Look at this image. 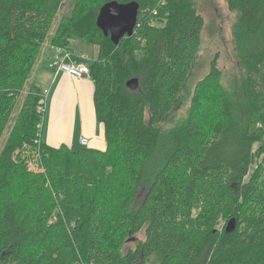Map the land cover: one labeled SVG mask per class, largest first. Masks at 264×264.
<instances>
[{"label": "trees", "instance_id": "1", "mask_svg": "<svg viewBox=\"0 0 264 264\" xmlns=\"http://www.w3.org/2000/svg\"><path fill=\"white\" fill-rule=\"evenodd\" d=\"M65 1L0 0V142L9 130L0 264H264V0H226L239 13L243 82L202 100L221 79L217 55L188 116L169 128L200 51L202 15L187 0H75L48 42ZM111 1L140 4L133 35L118 45L97 25ZM76 40L99 47L88 67L105 150L43 140V93L30 79L46 44L72 50ZM142 231L145 240L126 249Z\"/></svg>", "mask_w": 264, "mask_h": 264}, {"label": "rangeland", "instance_id": "2", "mask_svg": "<svg viewBox=\"0 0 264 264\" xmlns=\"http://www.w3.org/2000/svg\"><path fill=\"white\" fill-rule=\"evenodd\" d=\"M74 4L75 0L65 1L56 20V23L54 24V27L50 32L48 42H52L57 32L58 24L61 22L64 16H69L71 14ZM187 4H192V6L195 7L204 18L205 25L202 32V44L199 54L194 62L191 76L183 93L182 106L181 108L175 110L169 116L167 121L164 122L163 127L165 128H169L183 122V120H185V118L188 116L196 86L200 81H202L209 75L212 62L217 55L219 57L217 66L219 71L221 72V79L218 83L211 84V88L206 92L207 94H201L203 101H205L206 99H210V101L215 100V98L219 96L221 90L230 89L238 84H241L246 75V66L242 63L239 57L237 51V40L235 36V29L239 22V13L230 11L226 0H187ZM80 49L81 48L77 46V44H74V47L72 48V50H74L77 55L79 54ZM73 62H76L77 65H86L84 63L78 64L77 61ZM32 78L33 76L30 79V83L36 84ZM39 84L43 86L42 83ZM42 90L43 99L46 103V101L48 100V96L46 98L47 91H44V87H42ZM202 107L204 108L203 105ZM45 120L46 113L44 109L42 135L45 132ZM47 129L45 134H47ZM8 134L9 130L4 134V137L0 142V153L1 149L4 146V142L8 137ZM253 167L254 165L250 168V171L253 170ZM146 193L147 188H141L138 194V203L143 200ZM194 211V215L195 217H197L198 214L202 211V207H199ZM111 215L112 214H109L108 217H111ZM216 221L217 222L215 229L221 230L225 224L224 218L220 217ZM144 240L145 233L144 231H142L141 233H138L134 238L128 239L126 249H135L138 243ZM138 264L142 263L139 262Z\"/></svg>", "mask_w": 264, "mask_h": 264}, {"label": "crops", "instance_id": "3", "mask_svg": "<svg viewBox=\"0 0 264 264\" xmlns=\"http://www.w3.org/2000/svg\"><path fill=\"white\" fill-rule=\"evenodd\" d=\"M80 52L76 57L84 56L85 59L72 58L71 62L88 65L99 57V47L88 45L82 40H76ZM72 45V48L74 47ZM55 52L50 43L46 44L42 53L39 68L34 72L33 81L44 91H47L44 101L46 113L45 127L47 134L43 140L50 146L58 147L63 144L73 149L80 148L81 139L89 140V148L105 150V126L97 119L94 107V83L91 77L76 79L62 71L55 65ZM43 91V90H42Z\"/></svg>", "mask_w": 264, "mask_h": 264}, {"label": "water", "instance_id": "4", "mask_svg": "<svg viewBox=\"0 0 264 264\" xmlns=\"http://www.w3.org/2000/svg\"><path fill=\"white\" fill-rule=\"evenodd\" d=\"M139 12L140 4L135 1L126 4L111 1L101 8L97 25L106 37L110 36L112 42L118 45L122 38L133 35ZM127 85L130 89L137 90L139 82L137 79H133ZM234 228L235 221H231L227 229L232 231Z\"/></svg>", "mask_w": 264, "mask_h": 264}, {"label": "built area", "instance_id": "5", "mask_svg": "<svg viewBox=\"0 0 264 264\" xmlns=\"http://www.w3.org/2000/svg\"><path fill=\"white\" fill-rule=\"evenodd\" d=\"M55 65L58 67L59 71H62L76 79H84L90 77V69L88 65H77L76 62H71L72 58L85 59V57H76L70 50L62 47L55 48ZM76 61V59H75ZM79 64V63H78ZM82 146H88L89 140L87 138L81 139Z\"/></svg>", "mask_w": 264, "mask_h": 264}]
</instances>
